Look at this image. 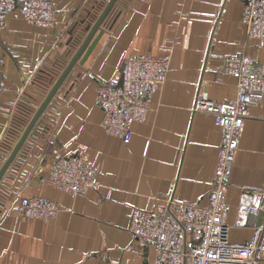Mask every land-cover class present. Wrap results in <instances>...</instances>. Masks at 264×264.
<instances>
[{"label": "crops", "instance_id": "0c3cea01", "mask_svg": "<svg viewBox=\"0 0 264 264\" xmlns=\"http://www.w3.org/2000/svg\"><path fill=\"white\" fill-rule=\"evenodd\" d=\"M49 1L53 28L15 13L0 27V166L108 2ZM246 2L118 0L0 184V264H151L155 249L131 233L132 212L169 201L208 205L221 131L195 104L199 93L219 102L236 97L224 57L264 64V40L247 37ZM141 55H170L171 64L125 143L104 130L97 89L121 74L126 58ZM70 155L96 168L99 190L74 196L43 180L56 157ZM24 196L55 201L57 217L23 220L12 207ZM227 202L230 240L249 241L264 223V96L249 105Z\"/></svg>", "mask_w": 264, "mask_h": 264}, {"label": "built area", "instance_id": "2783aa9c", "mask_svg": "<svg viewBox=\"0 0 264 264\" xmlns=\"http://www.w3.org/2000/svg\"><path fill=\"white\" fill-rule=\"evenodd\" d=\"M12 13L34 25L53 28L56 24V10L49 0H0V27ZM242 19L249 39L264 40V0H247ZM170 64V55L130 56L119 76L98 86L97 104L109 135L131 141L133 124L145 119L150 98L165 82ZM222 70L237 79L236 97L219 102L199 93L195 104V110L213 115L221 131L208 205L169 201L157 211L134 210L131 214V233L141 244L155 249L151 264H260L264 259V223L254 225L249 241L235 243L226 221L227 195L249 105L264 96V64L236 54L224 57ZM43 180L74 196L100 188L96 168L82 155L56 157ZM12 209L23 220L42 221L56 218L59 211L55 201L41 196H24ZM246 210L253 212L252 207Z\"/></svg>", "mask_w": 264, "mask_h": 264}, {"label": "water", "instance_id": "95a60500", "mask_svg": "<svg viewBox=\"0 0 264 264\" xmlns=\"http://www.w3.org/2000/svg\"><path fill=\"white\" fill-rule=\"evenodd\" d=\"M118 0H108L107 4L105 5L104 9L99 14L98 18L92 25L91 29L85 36L84 40L82 41L81 45L75 51L65 68L62 70L60 75L58 76L55 83L52 85L50 90L48 91L47 95L45 96L44 100L41 102L35 113L33 114L32 118L26 125L25 129L23 130L21 136L19 137L18 141L15 143L13 149L4 160L2 165L0 166V184L3 181L7 171L9 168L14 164L17 157L21 153L22 149L24 148L25 144L27 143L29 137L33 133L36 125L38 124L39 120L45 113L46 109L52 102V100L57 96L60 88L62 87L64 81L69 76L72 69L78 64H82L88 58L89 54L91 53L93 47L99 40L100 36L103 33V23L113 10L115 6H117Z\"/></svg>", "mask_w": 264, "mask_h": 264}]
</instances>
